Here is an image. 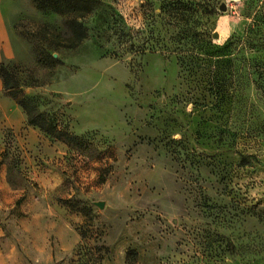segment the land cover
Listing matches in <instances>:
<instances>
[{
	"label": "rangeland",
	"instance_id": "obj_1",
	"mask_svg": "<svg viewBox=\"0 0 264 264\" xmlns=\"http://www.w3.org/2000/svg\"><path fill=\"white\" fill-rule=\"evenodd\" d=\"M14 32L9 264H264V0H25ZM184 32L234 40L219 106L209 69L181 71ZM8 94L76 140L29 125Z\"/></svg>",
	"mask_w": 264,
	"mask_h": 264
},
{
	"label": "trees",
	"instance_id": "obj_2",
	"mask_svg": "<svg viewBox=\"0 0 264 264\" xmlns=\"http://www.w3.org/2000/svg\"><path fill=\"white\" fill-rule=\"evenodd\" d=\"M188 16H174L175 20L183 21ZM186 40V41H185ZM174 52L178 56L177 62L182 72L194 75L198 68L209 69L208 85L210 86L208 92L216 99V103L221 105L226 99V92L224 89V70L235 67L234 62L236 58L228 57L234 51V40L228 39L222 46H213L208 40L207 33L203 32L195 37L189 36L188 32L179 34L172 40ZM184 47L182 50L181 48ZM228 55L225 57L224 55ZM115 58L118 57L117 53L113 54ZM203 66V67H200ZM211 68L213 69L211 71ZM223 69V70H222ZM220 71V73H219ZM227 74L230 76L232 73L229 71ZM0 80L2 83V90L4 93L12 91L16 83L0 64ZM10 98L18 105L26 114V121L29 125L36 126L40 130L52 134L56 139L63 140L67 144L73 143L76 139L66 133L58 132L54 127L46 125L42 116L39 114L37 117H32L24 100H18L14 94H8Z\"/></svg>",
	"mask_w": 264,
	"mask_h": 264
},
{
	"label": "crops",
	"instance_id": "obj_3",
	"mask_svg": "<svg viewBox=\"0 0 264 264\" xmlns=\"http://www.w3.org/2000/svg\"><path fill=\"white\" fill-rule=\"evenodd\" d=\"M25 0H0V62L14 58L20 44L14 32V24L22 13ZM20 6V8H18ZM0 90L2 83L0 81ZM6 190H2V193ZM10 243L0 238V264H9Z\"/></svg>",
	"mask_w": 264,
	"mask_h": 264
},
{
	"label": "water",
	"instance_id": "obj_4",
	"mask_svg": "<svg viewBox=\"0 0 264 264\" xmlns=\"http://www.w3.org/2000/svg\"><path fill=\"white\" fill-rule=\"evenodd\" d=\"M212 38H213V39H217V38H218V35H217L216 33H214V34L212 35ZM97 206L100 207V208H102V207H103V204H102V203H98Z\"/></svg>",
	"mask_w": 264,
	"mask_h": 264
}]
</instances>
